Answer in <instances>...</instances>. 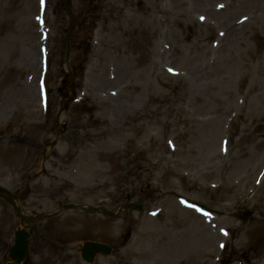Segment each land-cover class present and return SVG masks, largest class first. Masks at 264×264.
<instances>
[{
    "label": "rangeland",
    "instance_id": "rangeland-1",
    "mask_svg": "<svg viewBox=\"0 0 264 264\" xmlns=\"http://www.w3.org/2000/svg\"><path fill=\"white\" fill-rule=\"evenodd\" d=\"M20 1L0 0V189H30L19 205L37 215L24 264H85L86 241L112 248L93 264H175L180 202L239 227L231 240L222 230L211 264H263L264 166L236 192L252 182L248 153L264 150V113L249 109L264 0ZM243 98L229 124L222 108L235 114ZM71 205L93 212H62ZM18 227L0 197V264Z\"/></svg>",
    "mask_w": 264,
    "mask_h": 264
},
{
    "label": "bare ground",
    "instance_id": "bare-ground-1",
    "mask_svg": "<svg viewBox=\"0 0 264 264\" xmlns=\"http://www.w3.org/2000/svg\"><path fill=\"white\" fill-rule=\"evenodd\" d=\"M23 1V4L21 8H26L27 10H33L34 4L33 0H21L19 3ZM11 19V18H10ZM12 20V19H11ZM34 32H31L27 35L28 41L31 42V45H33V42L36 38L34 35ZM36 34L38 35V32L36 31ZM234 35V34H232ZM38 40V38H37ZM223 41V40H222ZM256 57V66L258 67L257 70V76L261 79L260 86L257 84H252L249 87V90L256 91V94L253 96L251 101L249 102V109L253 112V114L262 116L264 113V54L260 55L258 53L255 54ZM33 88L31 86L25 87L23 90H29L31 91ZM246 103L245 98H243L241 104L238 103L236 107H234V112L229 111L231 106H226L222 108L221 111L227 118V121L229 124L234 123V121L239 118V113H242V110L244 108V105ZM2 114V113H0ZM254 116V115H253ZM212 129L206 130V135L209 137L214 134V132H211ZM243 128L241 131H244ZM104 134H107V136L115 135V132L110 129H105L103 131ZM234 133V131H233ZM2 139H0L1 142ZM239 140V139H238ZM237 140V141H238ZM238 142H236L237 145ZM105 145H107V142H105ZM222 147H228V150L230 149V146L232 145L231 139L229 136L225 137L223 139V142L221 143ZM230 154V153H228ZM252 153H248V157L245 154L244 156L249 158V163H247L246 170L244 171L243 175H247L248 173H252V182L251 184L246 183L240 187V190L236 192L238 195H243L246 191L250 192L253 189V186L255 184V181L261 174V170L264 166V150L261 154H258L257 151L254 152V154L250 157ZM229 156V155H228ZM260 161V164L254 167L255 163ZM223 169H226V166L222 164ZM249 175V176H250ZM250 185V186H249ZM226 201L231 202V198H226ZM233 204V203H232ZM231 204V205H232ZM178 212L181 214L183 213V216H186L188 219L179 220L178 222L174 223V228L177 229V234L175 236V239L173 243H171V256L173 257V263L175 264H211L213 261L211 259L212 255V249H215L216 246H225V236L222 234V230L226 229L230 232V240L232 238V234H237L239 227L235 226L233 219L228 217L227 215H217L220 214V210H214L216 216L209 217L207 212H200L195 208H187L185 206L178 205ZM213 214L212 211H208ZM161 213L156 216V218ZM148 217L151 219L152 215L148 214ZM187 221V222H186ZM191 244L196 245V248L194 247V251L187 250ZM238 259L241 262H245L244 255L242 253L238 254ZM264 264V263H263Z\"/></svg>",
    "mask_w": 264,
    "mask_h": 264
},
{
    "label": "water",
    "instance_id": "water-1",
    "mask_svg": "<svg viewBox=\"0 0 264 264\" xmlns=\"http://www.w3.org/2000/svg\"><path fill=\"white\" fill-rule=\"evenodd\" d=\"M27 236L24 232L16 233V242L14 247L10 251L9 258L13 261V264H19L20 261L25 257L27 251ZM109 248L100 245L86 244L83 250L82 258L88 262H92L93 256L100 252L107 255Z\"/></svg>",
    "mask_w": 264,
    "mask_h": 264
}]
</instances>
